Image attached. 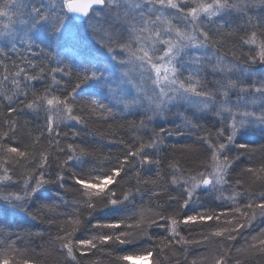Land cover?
I'll list each match as a JSON object with an SVG mask.
<instances>
[{
    "label": "snow or ice",
    "instance_id": "snow-or-ice-1",
    "mask_svg": "<svg viewBox=\"0 0 264 264\" xmlns=\"http://www.w3.org/2000/svg\"><path fill=\"white\" fill-rule=\"evenodd\" d=\"M257 127L264 0H0V202L51 264H264ZM32 235L0 220V264H45Z\"/></svg>",
    "mask_w": 264,
    "mask_h": 264
},
{
    "label": "trees",
    "instance_id": "trees-1",
    "mask_svg": "<svg viewBox=\"0 0 264 264\" xmlns=\"http://www.w3.org/2000/svg\"><path fill=\"white\" fill-rule=\"evenodd\" d=\"M65 47L67 45L61 46L59 49L53 48V52L59 51L61 55L65 52ZM15 59V56L13 55ZM39 87V85H37ZM129 119H134V117H129ZM212 122H215V118H212ZM206 126H211L208 121H202ZM77 130H81L82 126L77 125ZM120 135H124L123 132H120ZM82 136L84 139L88 141H98L99 144L102 146L101 150L103 152L109 151L108 145V129L107 127L101 122L90 125L88 129H83ZM127 138V137H125ZM177 138H172V143L176 142ZM238 142H246L253 148L259 149L261 145H264V131H261L260 128H255L254 131H250L245 134L243 137L238 138ZM113 152L117 151L115 148H111ZM259 190V189H257ZM49 195H54V193H49ZM70 199V197H69ZM0 220H4L7 223L13 225L14 230H19L23 232H31L33 235L27 241L31 249H34L33 252H30V255L33 258H38L45 261V264H51L52 258L50 256H46V250L51 251L48 247L47 241L49 239V231L52 235L55 234V229H48V225L46 223H41L39 220L31 221L23 216L14 215L10 209H7V205H3V202H0ZM260 227H264V223L258 218L254 228L258 230ZM48 230V231H46ZM156 233H163V229H154ZM252 230H245L244 236H249V233ZM43 233V237L35 235V233ZM254 234V232H253ZM199 238V237H197ZM239 242L235 244L236 247H239L244 241L242 238H238ZM210 247L215 250L217 245L212 244ZM205 253V246L204 245H191L186 253L177 252L176 257L179 258L180 264H190L193 259H197L201 257ZM236 255L235 251L233 250V256ZM185 256L187 259L185 260ZM176 257H170L169 260L165 261V264H176ZM103 258V257H102ZM255 264H261L260 258L256 257ZM105 264H109L107 260H105ZM135 264H138L135 262ZM148 264V263H147Z\"/></svg>",
    "mask_w": 264,
    "mask_h": 264
},
{
    "label": "rangeland",
    "instance_id": "rangeland-1",
    "mask_svg": "<svg viewBox=\"0 0 264 264\" xmlns=\"http://www.w3.org/2000/svg\"><path fill=\"white\" fill-rule=\"evenodd\" d=\"M136 263H138V264H147L148 262H136Z\"/></svg>",
    "mask_w": 264,
    "mask_h": 264
}]
</instances>
